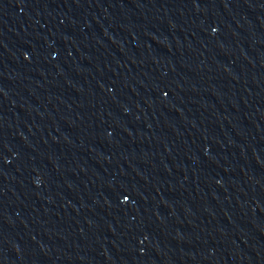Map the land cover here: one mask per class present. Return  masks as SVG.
I'll return each mask as SVG.
<instances>
[{
	"label": "water",
	"instance_id": "1",
	"mask_svg": "<svg viewBox=\"0 0 264 264\" xmlns=\"http://www.w3.org/2000/svg\"><path fill=\"white\" fill-rule=\"evenodd\" d=\"M0 264H264V0H0Z\"/></svg>",
	"mask_w": 264,
	"mask_h": 264
}]
</instances>
